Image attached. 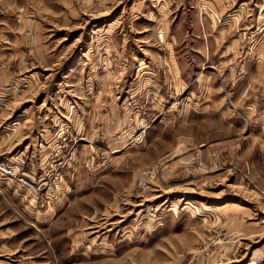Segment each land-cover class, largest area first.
Returning a JSON list of instances; mask_svg holds the SVG:
<instances>
[{
    "label": "rangeland",
    "instance_id": "1",
    "mask_svg": "<svg viewBox=\"0 0 264 264\" xmlns=\"http://www.w3.org/2000/svg\"><path fill=\"white\" fill-rule=\"evenodd\" d=\"M3 72L0 264H264V0H0Z\"/></svg>",
    "mask_w": 264,
    "mask_h": 264
},
{
    "label": "crops",
    "instance_id": "2",
    "mask_svg": "<svg viewBox=\"0 0 264 264\" xmlns=\"http://www.w3.org/2000/svg\"><path fill=\"white\" fill-rule=\"evenodd\" d=\"M7 77V76H9V75H7V74H5L4 72H3V74L0 76V77ZM18 92H20V91H17L16 90V93H18ZM13 93V92H12ZM0 102H2V105H1V107H0V110L2 111V110H4L7 106H10V104H12L13 103V99H12V97H11V91L9 92V93H0ZM17 126V123H14L12 126H10L11 128H8V129H10V130H12V131H14L15 129V127L14 126ZM17 128V127H16ZM9 131V130H8ZM8 136H9V134H8ZM7 140H9V139H7ZM14 145H17V143L16 144H14ZM26 160H28V162H29V164H30V167L32 166V172L33 173H37V174H39V172H38V168L36 169V170H34V166L37 164V163H41V158H26ZM9 186V185H8ZM10 189V190H9ZM9 189H7L8 191H9V198L11 199V201L12 202H17L18 204H22L23 203V201H26L25 199H24V195L23 194H27V193H23V192H16V191H19V190H17L16 188H15V191L14 192H12L11 190H12V185H10L9 186ZM21 199H20V198ZM30 198H31V201H33V196H31L30 195ZM27 202V201H26ZM235 204H232V206H234ZM231 206V207H232ZM37 217L35 216V218L34 219H36ZM0 252L1 253H7V252H11V248H9V247H7V248H5V249H1L0 250Z\"/></svg>",
    "mask_w": 264,
    "mask_h": 264
},
{
    "label": "built area",
    "instance_id": "3",
    "mask_svg": "<svg viewBox=\"0 0 264 264\" xmlns=\"http://www.w3.org/2000/svg\"><path fill=\"white\" fill-rule=\"evenodd\" d=\"M158 38L160 41H164L162 32L158 33ZM0 181H7V183L13 182L20 188L29 187V184L23 178L17 176L16 170L11 165V162L9 164L7 161L0 162Z\"/></svg>",
    "mask_w": 264,
    "mask_h": 264
},
{
    "label": "bare ground",
    "instance_id": "4",
    "mask_svg": "<svg viewBox=\"0 0 264 264\" xmlns=\"http://www.w3.org/2000/svg\"><path fill=\"white\" fill-rule=\"evenodd\" d=\"M225 207V206H224ZM224 209V208H223Z\"/></svg>",
    "mask_w": 264,
    "mask_h": 264
}]
</instances>
